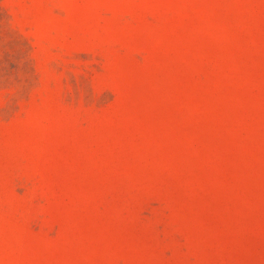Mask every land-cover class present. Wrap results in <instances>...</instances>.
<instances>
[{
	"label": "rangeland",
	"instance_id": "1",
	"mask_svg": "<svg viewBox=\"0 0 264 264\" xmlns=\"http://www.w3.org/2000/svg\"><path fill=\"white\" fill-rule=\"evenodd\" d=\"M0 264H264V0H0Z\"/></svg>",
	"mask_w": 264,
	"mask_h": 264
}]
</instances>
